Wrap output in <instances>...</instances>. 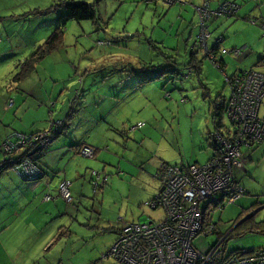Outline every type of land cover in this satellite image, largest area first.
<instances>
[{
    "label": "rangeland",
    "instance_id": "obj_1",
    "mask_svg": "<svg viewBox=\"0 0 264 264\" xmlns=\"http://www.w3.org/2000/svg\"><path fill=\"white\" fill-rule=\"evenodd\" d=\"M65 1L69 0H62ZM84 1L94 3L96 0ZM107 1L114 5L112 13L107 10L105 23L108 25L100 27L87 20L68 22L63 30V43L18 83L14 81L15 75L60 26V17L65 15V11L57 10L46 16L35 11L44 12L59 0H0V118L5 99H17L19 106L22 98L27 97L25 109L29 110V115L35 116L36 108H40V112L52 110L55 112L54 119L64 120L70 110L81 108L77 102L83 97L86 107L74 119L75 130L78 129V119L89 114L96 118L103 109L112 124V127L104 124L105 130H98L102 139L98 135L96 138L101 142L106 139L104 144L109 149L104 145H95L103 153L99 158L80 156L90 163L85 172L104 170L109 177H95L99 190L94 192L86 176L84 192L80 191V185V189L73 193V203L63 200L71 207L69 211L59 201L64 206L62 213L67 211L70 214L64 216L71 217V226L70 233H64L62 240L57 238L50 248L48 260L51 264H56L58 254L59 261L62 260L59 264H93L100 261L115 243L117 229L122 224L120 218L136 223L161 220L165 212L163 208L150 210L144 206L160 190L159 180L156 179L158 166L163 162L180 164L188 159L189 162L206 164L212 152L202 150V147H208L205 135L207 125L213 128L215 124L210 108L212 100L220 96L229 100L231 94L224 73L209 60L205 59L201 76L186 69L190 54L196 52L193 45L199 34V17H192V13L195 16L197 0H177L171 6L175 0ZM242 2L243 8L238 15L241 12V15L249 14L250 18L259 19L264 14V0L260 1V7L256 0ZM210 3L215 8L220 5ZM101 6L100 2L99 10ZM185 6L190 13H185ZM242 24L246 25L243 35L252 42L249 46L257 56L260 54V59H264L263 23L253 24L246 20ZM238 26L233 25V28ZM218 37L211 40L214 42ZM227 37H232V31ZM225 48L229 50L225 55L234 57L233 48ZM198 54L199 58L203 56ZM244 55L247 56L245 51ZM249 57L241 63L240 57L234 58L239 66L253 68L252 56ZM173 63L179 75H166L139 86L142 73L144 76L153 73L150 64L166 67ZM260 69L264 73V65ZM224 71L230 76L234 67L229 65ZM260 117L264 118V104ZM223 121L229 124L225 118ZM68 124L70 128L71 121ZM71 144L70 140L69 146ZM262 151L250 155L252 167L249 160L246 165L244 179L248 185L244 187L250 194L236 203H225L223 209L211 208L210 218L218 224L220 234L197 238L196 245L200 248L215 245L220 238L233 231V237L227 243V253L264 249L263 229L258 226L252 229L248 224L250 221L255 224L264 221V149ZM2 156L0 152V159ZM76 163L72 161V165ZM235 175L238 176L236 170ZM64 178L62 172L56 175L52 184L57 186ZM68 180L74 181L73 178ZM208 203L204 201L202 206L206 207ZM56 213L58 215V209ZM34 245L35 242L30 251H33ZM102 261V264H115L112 258Z\"/></svg>",
    "mask_w": 264,
    "mask_h": 264
},
{
    "label": "built area",
    "instance_id": "obj_2",
    "mask_svg": "<svg viewBox=\"0 0 264 264\" xmlns=\"http://www.w3.org/2000/svg\"><path fill=\"white\" fill-rule=\"evenodd\" d=\"M239 9L231 1L221 2L216 8L210 4L198 8L200 33L195 48L201 49L209 60L213 61L214 51L208 43L210 33L206 30V22L213 17H233ZM262 27L264 28V23ZM222 39L219 37L216 43ZM227 52L222 50V54ZM240 52L235 49L232 53L238 57ZM223 73L231 89L227 117L237 123L238 127L233 128L231 138L226 137L221 126L216 128L214 139L219 154L222 153L219 157L204 165L187 164L183 168L171 166L165 169L164 190L144 205L153 209L162 207L165 210L163 218L159 221L151 219L147 222L124 223L119 237L110 249L116 264H264V249L254 250L251 254L238 258L232 256V252L227 253L222 247L227 243L226 237L208 248L196 245L197 238L216 234L217 228L213 223L205 228V218L210 216L211 208H204L202 203L208 199L217 202L219 195L231 203L241 199L246 190L236 183L233 167L244 169L241 152L243 145L264 141V120L260 117V106L264 99V74L255 70L233 76H228L225 71ZM59 126L61 123L57 122L55 131ZM46 137V133L36 137L19 133L10 135L6 149L13 151L27 144L43 146ZM81 152L84 156L94 157L95 148L84 145ZM7 162L12 163V160L8 159ZM19 167L22 170H16L28 178L34 179L40 175L39 170L28 161ZM106 178L105 176L104 179ZM58 192L67 203H71L69 182L64 181ZM46 195L47 201L52 200L49 193Z\"/></svg>",
    "mask_w": 264,
    "mask_h": 264
},
{
    "label": "crops",
    "instance_id": "obj_3",
    "mask_svg": "<svg viewBox=\"0 0 264 264\" xmlns=\"http://www.w3.org/2000/svg\"><path fill=\"white\" fill-rule=\"evenodd\" d=\"M223 1L225 0H216V1L197 0L198 4H195L197 13L195 12V16L194 13H192V17L197 18V15L198 17H200L198 12L199 7H203L206 4H210V6H212L210 2L216 4V3H221ZM232 1H236V2L239 1L238 3L243 5L242 0H232ZM100 2L102 3V6L100 7L99 10L100 15L101 17L102 15L105 16L102 17V20L104 21L103 24L108 25V23H105L106 22L105 18L108 17L107 10H111L112 13L113 11L112 9H114V5L108 3L109 1L107 0H101ZM176 2L177 0H175L174 3L170 4V6L176 4ZM103 3H105V5H103ZM241 7L243 8V6ZM183 8L185 13L187 14L190 13V11H187L186 6ZM103 11L105 12V14H103ZM237 14L238 11L235 15ZM246 16H250V15L249 14L241 15L240 12V14L236 19H232L230 17H213L206 22L207 25L206 30L208 33H210V37H211L209 38L210 41H208L210 47L214 49L219 45L220 49L222 48L227 50L225 48L227 47V48H233V50L236 49L241 51L240 52L241 54L238 57L233 55L236 58L239 57L241 58L242 54L244 55V51H245L247 53V56L245 57L244 55L241 59L239 58L240 63L247 61V59H250L249 56H252L253 68H250L251 66H244V67L242 65L239 66L238 61H235L236 58L232 57V55H228V56L225 54L222 55L221 59H223L226 62V68H228L229 65H232L234 67V71L231 73L230 76L235 75V72H240L241 70L257 69L261 71L260 68L264 65L261 64V61H263V59L259 58L260 54L259 56H257L253 48L249 46V44L252 45V42L245 35H243V30L246 27V25L242 23L246 21ZM261 16L260 19L261 20L264 19L263 13L261 14ZM232 20L235 21L233 22ZM209 21H212L213 23L211 24L210 22L209 24ZM233 25H239V26L233 28ZM231 31H232V37L228 38L227 37L228 35L231 36ZM199 33H200V23H199ZM213 35L214 37H212ZM242 35L243 37L241 38ZM218 36L223 38L220 42L217 41L216 43V41L213 42L211 40L212 38H216ZM225 38H227L226 39L227 45L224 47L223 41ZM194 49L196 52L199 50L198 52L203 55L202 56L203 58L202 57L201 58L204 59L205 62V59L207 58L205 57L203 51L199 48H194ZM233 50H231V52H233ZM227 51H228L227 53H229V50ZM248 52L250 53L248 54ZM220 54H222V52H220ZM25 94H27V96L30 98L33 97L32 94L30 93H25ZM74 101L76 102V100ZM4 103L6 104H3L1 106L2 117L0 118V146L4 147L5 149H6L7 139L10 135H15L19 133L31 137H36L37 135L41 134V132L44 131L48 126L51 129L50 123L52 119L55 118L54 115L55 112L54 113L51 112L52 110L40 112V108H36L38 110L35 111V116L29 115V110L25 109V105H27V97L22 98L21 105L19 106H17V99L15 100L5 99ZM77 103L78 105H80L81 108L78 110H70L66 115L65 119L61 120L65 122L66 128L69 126L68 124L69 120H71L70 126L72 129L74 119L80 116L83 113L82 112L83 108L86 107L83 102V97H80L79 102ZM42 105L43 102L41 103L40 106L42 107ZM35 107H39V106H35ZM68 118L69 120H67ZM107 119H108L107 112L105 113L104 109L102 110L100 116L96 118L95 116L89 114L83 119H78V124H77L78 129L75 130L73 128L74 132L72 131L71 136L69 135L70 136L69 139L62 138L60 140H57L53 145H50V147L44 151L43 158L41 161H39V163L40 164L42 163L41 166L43 168H47V167L54 168L53 170H51V172L53 173V177L48 171L47 177H45L43 180L27 183L23 181L21 178H19L18 176L19 172H17L15 169L7 170L0 176V264H43V263L51 264V260H48L49 256L51 255L50 248L54 246L53 243L57 238L58 240H62V236L64 235V233L65 235L67 232L70 233V226H71V217L66 218L64 216L70 214H68L67 211H64L62 213L64 206L59 201L61 200L63 202L64 199L61 197V195L58 192L59 185L57 186L53 185L52 181L53 179H55L56 175L64 172L65 175L64 179L73 178L75 181V182L73 180L71 181L73 188L72 192L78 191L80 189V185L82 187V190L80 191L82 193L84 192L83 190L85 185L84 179H86V173H84V171L87 165H89L90 163H88L89 161L87 160H80L78 162V159L81 155L79 156V154L75 152L73 146L75 145V143H82V142L87 143L90 146L92 147L94 146V148L95 147L97 148V153L95 152L96 153L95 159L96 157L99 158L101 155H103V153H101V148L95 145H104L105 148L109 149L104 144L107 143L106 139L104 140V142H101L99 139L96 140L97 135L102 139V136L98 134V130H105L104 124L108 126L112 125L110 124V122H108ZM58 120L59 119H57V121ZM81 123L84 124L82 125ZM215 130H216V123L214 124L213 128L207 125L205 135L208 138L207 139L208 147L204 145L205 147L203 146L202 150L212 152L209 159L214 155L215 152L213 147ZM84 138L85 139L91 138V139H89L87 142L85 141ZM107 139H109V137ZM70 140L71 141L74 140V141H73V145L71 144L69 146ZM262 149H264V143L260 144L259 146H255L254 150L250 151L248 154L249 156L256 155L260 152H263ZM6 151L11 152L10 150L7 149ZM8 159L12 160L11 155H8V153L2 156V158L0 159V172L4 168H6L4 166L9 167L11 165V163L7 164ZM245 159H246L245 161L246 163L248 160L247 158ZM72 161H76L77 163L72 165ZM249 161H251L249 165L250 167H252L253 161L251 157ZM195 163L200 164V162L198 161H196ZM93 171L99 173L98 170H93ZM102 171L104 172V170ZM239 172L240 173L237 176V180L244 187L245 184L248 185L246 179H244V176L247 173L245 172V170L244 171L239 170ZM28 176L31 177V175ZM48 184L51 186H47ZM78 184L79 186L77 187ZM161 187L162 185L160 183V189ZM47 193H49L52 196L51 201H47L46 199ZM65 206L66 208H68V211L71 209L69 205L65 204ZM57 209L59 210L58 215L56 213ZM120 220L122 224H121V228L117 229V237H119L120 235L119 231L122 230V226L124 223H133L126 221V219L124 218H120ZM67 229L69 231H67ZM116 238L115 241L117 240ZM33 242H35L34 249L33 251H30ZM57 258L58 261L56 262V264H59L62 261V260L59 261L60 254H58ZM101 263L102 261L100 260L93 264H101Z\"/></svg>",
    "mask_w": 264,
    "mask_h": 264
},
{
    "label": "trees",
    "instance_id": "obj_4",
    "mask_svg": "<svg viewBox=\"0 0 264 264\" xmlns=\"http://www.w3.org/2000/svg\"><path fill=\"white\" fill-rule=\"evenodd\" d=\"M100 1L101 0H96L94 3H91V2L84 1V0H82V1L69 0V1H65V2H62V0H59L58 3H56L53 6H51L50 8H47L46 11L44 10V12L43 11H39L38 9H35L36 12H39L43 16L50 15L54 11L63 10L64 9L65 15L60 17V20H61L60 26L57 27L54 30V32L46 39V41L37 48V50L34 52L32 57L28 58L24 62L23 66L21 68V71L18 74L15 75L14 81L19 83L21 80H24L30 73H32L33 70H35L36 65H38L47 55H49L52 52H54L63 43V35H64V31L63 30L66 28V25L68 24V22H70V21H78V22H80V21L87 20V21L93 22V24L96 25V26H100V27L103 26V20H102V17L100 15L99 7H98ZM225 1H229V0H225ZM225 1H223V2H225ZM256 1H257V4L260 7L261 4H262V3H260L261 0H256ZM231 2L236 3L239 6L240 9L242 8L241 7L242 4H239L236 1H231ZM213 8H215V7H213ZM235 16L236 15H234L233 17H235ZM233 17H230V18H233ZM247 19H248V21H251L253 24H256L258 22L259 23L264 22V19L261 20L260 18L259 19L250 18V16H246V20ZM104 25H107V24H104ZM196 42H198V38H197ZM193 48H195V47L193 46ZM198 51L197 52H192L190 54L189 60H188V62L186 64V69L191 70L192 73H196L197 76H201L202 72H203L204 59L199 58V54H198L199 52ZM213 51H214L213 52L214 56H213V59H212L213 61L209 60L207 57L206 58L211 62L212 65L213 64H217L218 66L217 65H213V66L215 68H217L219 71L223 72L225 70V68H226V62L223 59H221V57L224 54H220V52H222V51L219 48V45L216 48H214ZM167 55H169V54H167ZM169 58L173 59L174 57L173 56H169ZM172 62H174V60H172ZM261 64H264V59H263V61H261ZM19 66H21V64ZM150 68H153L151 70V71H153V73L148 75V76H144V73H142L141 74V78H140L139 86H141L142 83H148V82H151V81H153L155 79L164 78L166 75H170V74L179 75V71L176 68L175 63H173L171 65H168L166 67H157L155 65L150 64ZM250 70H255L257 72H260L257 69H250ZM247 71L248 70H241L240 72H235V74H241V73H245ZM260 73H262V72H260ZM225 80H226V78H225ZM227 84H228V82H227ZM228 86L230 88L229 84H228ZM230 92H231V89H230ZM263 104H264V99L261 102L260 111H261V108H262ZM229 106H230V98H229V100H226L224 97L220 96L216 100H214V101L212 100V104H211L210 108H211V111H212V114H213L212 118H213V121L216 123V126L218 128L221 126L223 128V130L225 131L224 133H225L226 137L231 138L232 136L230 137V135L233 133V128H237L238 124L235 123V122H232L227 117V110H228ZM219 118H220V120H218ZM224 118L226 120H228L229 124H226L223 121ZM67 120H69V118ZM263 120H264V118H263ZM56 121H57L56 119H52V121L50 123L51 124V129L48 126L44 131L41 132V133H46L47 134L46 143L43 146H36L38 144H34L33 146H29V144H27L26 146H21V147H19L17 149H14L11 152H7L4 147L0 146V152L3 154V156L8 153V155H11V158H12L11 165L9 167L4 166L6 168H4L0 172V176L4 172H6L7 170H11V169L12 170L13 169L16 170V168H19V169L22 170V168L19 167V165H22L23 163L28 161L31 165L35 166L39 170L40 175L37 178L31 179V178H28V177L24 176L21 173V171H17L16 170L17 172H19V174H18L19 178H21L23 181H25L27 183L35 182V181H41L45 177H47L48 171L53 177V173L51 172V170H53L54 168H50V167L43 168L41 166L42 163L40 164L39 161L42 160L43 155H44V151L47 150L50 147V145H53L57 140H60L62 138L69 139L68 136L70 135V133H72V131L74 132L73 127H72V129H70L71 127L69 128V126L66 128L65 127V122H63L61 120H60L61 126H59V128L55 131ZM69 121H71V120H69ZM69 131H70V133H69ZM63 135H66V137H62ZM234 140H235V136L233 138V141ZM73 141H72V145H73ZM262 143H264V141ZM262 143H259V144H254L253 143V144H250L249 146L248 145H243L241 147L242 161L244 162L243 163L244 169L237 168L236 166L233 167L234 178H235V181H236V183L238 185L243 187V185L237 180V176L235 175V170L237 171L238 175L240 173L239 170L240 171L241 170H243V171L245 170V172L247 173L246 165H247L248 161L245 163V161H246L245 158H247V160H249L250 156H249L248 153L250 151L254 150L255 146H259ZM235 144H236V142H235ZM84 145H89V144L82 142V143H75V145L73 146L75 152L78 153L79 156L80 155L84 156L82 154V152H81V150H82ZM213 145H214L213 147H214V151L215 152H214V155L208 160V162L213 160V159H215L216 157H219L220 154L222 155L221 152L219 154L218 146L216 144H213ZM95 152L97 153V148L95 149ZM96 153H95V155H96ZM95 155H94V158H95ZM80 160H82L81 157H79L78 162ZM187 164H197V163H195L193 161L189 162V159L187 161H182L180 164H178V163L171 164L169 162H163L157 168L156 179L159 180V182L161 183V185L163 187V184H164V182H163L164 179L163 178L165 176V169L166 168L171 167V166H178V167L183 168ZM93 170H96V169L89 170L90 172L89 171H86V172L84 171V173H86V176H88V178H89L88 181H89V183H91L94 192H97L99 190L98 189L99 184L97 186V184L95 182V177L97 179H100L102 177L104 178L105 176L107 177V175L105 174L106 172H103L101 170H98L99 173L97 172L96 174H94ZM64 181H67V182L70 183V191H71V194H72L71 203H73V201H74L73 193L74 192H72V182L70 180H68V179H64V180L60 181L59 186ZM47 186H51V185L48 184ZM243 188H245V187H243ZM100 189H102V187H100ZM160 193H161V191H159L158 194L156 196H154L153 199H151V200H154ZM248 194H250V193H248L247 190H246V193H245L244 196H246ZM151 200H149V201H151ZM49 201H51V200H49ZM149 201H147V202H149ZM205 201L206 202L209 201V203L207 204V207L214 208L215 210L223 209L225 203L232 204V203H236L237 202V201H235V202L231 203V202L228 201V199H226L223 196H221L217 202H212L209 199L205 200ZM67 205H69V204H67ZM158 207H160V206H157L154 209L149 207V206H147L146 208L150 209V210H156V209H158ZM204 208H206V207H204ZM254 208H257V207H254ZM210 223H213V224L217 225L216 234H220L219 233L218 224L214 223L213 220L210 218V216L209 217L206 216V218H205V228H207ZM235 224H236V222H235ZM248 224H250L252 226V229L254 227L258 226V227L263 229L262 231H264V221L263 222H259L257 224H255L254 222L250 221ZM245 225H243V226H245ZM119 233H120V231H119ZM233 234H234V232L230 231V233L226 236V242L227 243H228L229 239H231L233 237ZM227 243L222 246L223 248H225L226 251L228 250ZM253 251L254 250H249V251L237 250V251H233L232 252V256H236L235 258L243 257L244 255L247 256V255L251 254ZM106 258H112L114 260L115 264H116L115 259L110 254V249L107 252L106 256H104L103 259H101V261L106 259Z\"/></svg>",
    "mask_w": 264,
    "mask_h": 264
},
{
    "label": "water",
    "instance_id": "obj_5",
    "mask_svg": "<svg viewBox=\"0 0 264 264\" xmlns=\"http://www.w3.org/2000/svg\"><path fill=\"white\" fill-rule=\"evenodd\" d=\"M58 121L60 122V120H58ZM58 121H57V122H58ZM163 190H164V187H161L160 191H163Z\"/></svg>",
    "mask_w": 264,
    "mask_h": 264
},
{
    "label": "clouds",
    "instance_id": "obj_6",
    "mask_svg": "<svg viewBox=\"0 0 264 264\" xmlns=\"http://www.w3.org/2000/svg\"><path fill=\"white\" fill-rule=\"evenodd\" d=\"M216 128H217V126H216ZM215 131H216V130H215ZM214 144H216L215 139H214ZM197 164H199V163H197Z\"/></svg>",
    "mask_w": 264,
    "mask_h": 264
}]
</instances>
